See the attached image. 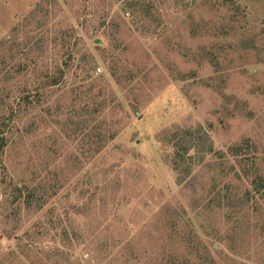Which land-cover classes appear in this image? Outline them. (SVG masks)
Segmentation results:
<instances>
[{
    "label": "rangeland",
    "instance_id": "1",
    "mask_svg": "<svg viewBox=\"0 0 264 264\" xmlns=\"http://www.w3.org/2000/svg\"><path fill=\"white\" fill-rule=\"evenodd\" d=\"M1 124L0 264H264V0H0Z\"/></svg>",
    "mask_w": 264,
    "mask_h": 264
},
{
    "label": "trees",
    "instance_id": "2",
    "mask_svg": "<svg viewBox=\"0 0 264 264\" xmlns=\"http://www.w3.org/2000/svg\"><path fill=\"white\" fill-rule=\"evenodd\" d=\"M34 43V51H36L37 49H42L40 41ZM24 47H26V44ZM59 81L51 77V84L49 83V86L54 87L59 84ZM25 93L27 95L25 94V96H22L21 98L22 101L25 99L26 102V104L23 106V109H27V107L31 105V102H29L31 92L27 91ZM36 93L37 92L35 91L34 95H36ZM11 119L12 116L10 117V121ZM11 132L12 130L7 124L0 125V158L3 154V149L6 147L7 143L10 140V137L12 136ZM166 141L170 143L173 148L171 164L173 166V170L177 173V183L179 184L184 181L185 177L189 176L191 165H193V158L189 155V152H195L199 159L202 158V155L204 154H211L212 152H214L210 137L202 126H197L194 129L191 128L187 130L177 131L173 134L168 135ZM247 149L248 145L245 143L243 144V150L241 146H234L230 148L229 151L233 156H240L242 155V152L244 155ZM1 163L2 161L0 160V185L4 182V179H2V177H5V168H2L3 166ZM250 172L251 171L246 168L243 170V175L245 177H249V175H251ZM250 184L251 186H253L255 193L264 198V181L259 176H254ZM10 198V205L15 206V211L19 209V206L23 207V209H31L33 207H36V209H41L44 204L41 199H36V193L34 191L27 190L23 187H12L10 191Z\"/></svg>",
    "mask_w": 264,
    "mask_h": 264
}]
</instances>
